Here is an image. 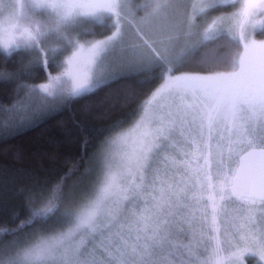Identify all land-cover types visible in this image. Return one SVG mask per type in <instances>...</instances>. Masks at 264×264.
<instances>
[{
	"label": "snow or ice",
	"instance_id": "obj_1",
	"mask_svg": "<svg viewBox=\"0 0 264 264\" xmlns=\"http://www.w3.org/2000/svg\"><path fill=\"white\" fill-rule=\"evenodd\" d=\"M124 81L102 114L127 111L95 132L72 116L71 167L20 188L0 264H264V0H0L21 113L0 137Z\"/></svg>",
	"mask_w": 264,
	"mask_h": 264
},
{
	"label": "trees",
	"instance_id": "obj_2",
	"mask_svg": "<svg viewBox=\"0 0 264 264\" xmlns=\"http://www.w3.org/2000/svg\"><path fill=\"white\" fill-rule=\"evenodd\" d=\"M210 48H216L217 54L225 50L220 45H210ZM28 59L25 57V62ZM8 68L15 70L16 65L9 64ZM29 71L31 75L26 77L29 83L38 84L46 80L43 69ZM133 83L135 81L113 84L110 88L92 94L90 98H81L69 111L57 113L37 125L22 129L14 137H0V169H9L8 175L0 174V228L16 226L18 221L14 220L13 213L17 209L20 210V218H25L24 197L20 194V188L36 179L48 181L50 186L66 168L71 167L66 161L79 153L82 140L79 131H75L71 137L66 135L64 127L70 123V118L75 116L82 120V127L88 128L90 132L109 126L114 123V117L127 109L118 106L108 116L102 114L104 109L122 96ZM15 99L13 88L0 83V128L19 119L21 113L12 108ZM6 238L10 237L0 235V240Z\"/></svg>",
	"mask_w": 264,
	"mask_h": 264
},
{
	"label": "rangeland",
	"instance_id": "obj_3",
	"mask_svg": "<svg viewBox=\"0 0 264 264\" xmlns=\"http://www.w3.org/2000/svg\"><path fill=\"white\" fill-rule=\"evenodd\" d=\"M134 2L137 4H140V3H143L144 0H134ZM231 10L232 9H230L229 11H231ZM50 69H52V71L54 69L53 74H56L57 69H55V68H50ZM247 264H257V259L255 257L249 256L247 258Z\"/></svg>",
	"mask_w": 264,
	"mask_h": 264
}]
</instances>
